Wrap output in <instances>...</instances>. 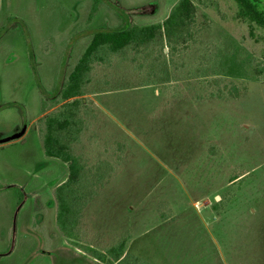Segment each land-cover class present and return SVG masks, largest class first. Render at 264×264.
I'll return each mask as SVG.
<instances>
[{"label":"rangeland","instance_id":"374dc122","mask_svg":"<svg viewBox=\"0 0 264 264\" xmlns=\"http://www.w3.org/2000/svg\"><path fill=\"white\" fill-rule=\"evenodd\" d=\"M177 1L0 0V138L29 128L0 145V264H108L87 247L123 240L129 261L264 264V28L236 21L234 0H196V34L175 52L164 35L94 67L73 151L114 169L58 223L64 171L45 154L43 110L60 108L95 33L162 23Z\"/></svg>","mask_w":264,"mask_h":264},{"label":"trees","instance_id":"16d2710c","mask_svg":"<svg viewBox=\"0 0 264 264\" xmlns=\"http://www.w3.org/2000/svg\"><path fill=\"white\" fill-rule=\"evenodd\" d=\"M234 1L238 5L236 21L248 24L251 31L254 26L264 28V13L259 9V0ZM197 16L196 0H178L162 23L147 26L133 25L125 29L95 33L58 94L57 104H61L60 108L49 114L46 113L47 110H43L40 135L45 154L69 166L67 181L55 190L60 225L63 226L64 222H68L70 215L67 213L72 212V209L77 208L78 205L80 207L82 200L87 198L83 201L84 205L93 200L97 196L98 188L104 183L105 172L101 169L102 164L99 162L96 167L87 168L82 157L73 151V145L79 141L85 128L83 112L86 114V106L79 105L80 100L88 95L85 90L91 83L94 67L103 65L105 59L112 58L114 54L145 53V46L147 49L149 46H157L160 40L164 41V35L166 42L173 44L172 50L175 52L179 46L184 47L191 41L193 33L196 34ZM147 49L145 58L152 60L151 63L154 65L152 69L150 67L149 69L156 71L160 57L150 56ZM124 58L127 59V57ZM196 97L200 99L198 94L194 96L198 99ZM71 107H77V109L73 110ZM238 178H234L233 181ZM86 193L90 196L87 197ZM127 242L123 240L106 249L105 252L87 248L94 253L96 259L108 264H150L132 258L129 261L130 255L126 254Z\"/></svg>","mask_w":264,"mask_h":264},{"label":"crops","instance_id":"0c3cea01","mask_svg":"<svg viewBox=\"0 0 264 264\" xmlns=\"http://www.w3.org/2000/svg\"><path fill=\"white\" fill-rule=\"evenodd\" d=\"M167 18V17H166ZM27 127V126H26ZM28 127H27V130H26V133L28 132ZM26 133H25V135H26ZM24 135V136H25ZM23 136V137H24ZM23 137H21V138H23ZM80 140V139H79ZM2 145V144H1ZM52 160H54V164L55 165H57L58 163L57 162H60L57 166H60L61 168H62V170L64 171V174H63V176H62V178L58 181V182H56L55 184H56V186H54V189H53V191L55 192V190H56V188L59 186V185H61V184H63L64 182H66L67 181V179H68V177H69V166H68V164L67 163H64V162H62V161H59V160H57V159H54V158H51ZM85 162V161H84ZM97 163H99V161H97L96 163H93L92 165H87V163H85L86 164V166H87V168H90V167H96V165H97ZM101 164H102V166H101V169L103 170V172H107V170H105L106 168L108 169V168H112V169H114V165L112 164H109V163H104V161H102V162H100ZM54 168H56L55 166H54ZM40 169V168H39ZM55 170V169H54ZM105 170V171H104ZM54 173H55V171H54ZM36 173L35 174H32V176H33V178H35L36 177ZM37 178V177H36ZM38 179V178H37ZM33 182V179L32 180H29L27 183H28V185L29 184H31ZM58 183V184H57ZM32 191H39L40 189L39 188H37L36 190L34 189H31ZM54 202L56 201V196L52 199ZM52 201V202H53ZM214 209L215 208H217V205H215L214 207H213ZM200 218L201 219H198L199 220V222L202 224V226H203V228H207V229H209V232H213V229L215 230V227L213 228V226L214 225H216V220L217 219H215V218H212L211 219V217L209 216V217H206V216H203V215H201L200 216ZM172 220V218H169V220H167L166 222H169V221H171ZM211 220H212V222H211ZM229 221L227 222L226 221V219H225V225L227 226V227H229L230 226V231H228V233H227V235H228V240H229V244H228V247H229V250H230V252H231V250H233V246H232V231H231V229H232V227H233V220L232 219H228ZM264 223V222H263ZM201 226H200V228H199V232H201V230L203 229ZM229 229V228H228ZM217 232V231H216ZM259 234V239H262V238H264V231L262 230V227L261 226H258L257 227V235ZM262 251H264V249L262 250ZM263 254H264V252H263Z\"/></svg>","mask_w":264,"mask_h":264},{"label":"water","instance_id":"95a60500","mask_svg":"<svg viewBox=\"0 0 264 264\" xmlns=\"http://www.w3.org/2000/svg\"><path fill=\"white\" fill-rule=\"evenodd\" d=\"M26 130H27V127H23V129L17 133H14L8 137H5V138H0V145L1 144H5V143H8V142H11V141H14V140H17V139H20L21 137H23L26 133Z\"/></svg>","mask_w":264,"mask_h":264}]
</instances>
